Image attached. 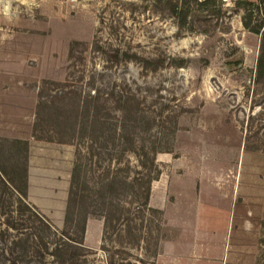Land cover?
<instances>
[{"label": "rangeland", "instance_id": "obj_1", "mask_svg": "<svg viewBox=\"0 0 264 264\" xmlns=\"http://www.w3.org/2000/svg\"><path fill=\"white\" fill-rule=\"evenodd\" d=\"M233 1L192 5L183 27L164 0H0V133L23 137L0 141V170L56 228H67L71 170L91 144L79 143L78 131L82 102L94 92L112 124L117 95L134 97L144 121L156 118L151 133L171 148L157 153L161 174L152 183L150 205L162 210L158 248L104 241L103 220L89 215L86 264L112 256L116 264H257L262 38L243 26ZM127 159L136 164L128 154L121 166ZM26 260L58 264L48 255Z\"/></svg>", "mask_w": 264, "mask_h": 264}, {"label": "trees", "instance_id": "obj_2", "mask_svg": "<svg viewBox=\"0 0 264 264\" xmlns=\"http://www.w3.org/2000/svg\"><path fill=\"white\" fill-rule=\"evenodd\" d=\"M216 1L164 0V3L184 27L192 5L207 8ZM233 2L235 10L242 12L243 26L262 38L257 80H264V0ZM215 11L220 16L225 15L222 5ZM100 99L99 93L94 92L89 100L82 102L78 141L82 143L89 137L91 144L87 155L78 149L71 170L65 210L67 228H56L0 170V264H30V260L24 262L26 258H45V255L58 264H86L87 254L81 249L86 252L84 234L89 215L103 220L104 241L112 240L119 245L144 243L148 249L158 248L162 239V210L150 205L152 183L161 174L157 153L171 152V148L162 147L160 137L151 133V124L156 118L144 121L134 97L118 94L114 99V109L120 113L114 124L109 122L110 115L99 104ZM165 108L159 111V118ZM163 117L165 120L166 116ZM109 124L113 127L107 129ZM115 153H118L114 158L117 166L111 170ZM128 154L135 157L136 164L132 165L127 159L121 166ZM106 157L111 161L108 168L101 166V160ZM260 225L263 230L260 243L264 247V217ZM27 229L32 230L27 233ZM125 261L121 258L117 264H132ZM110 264H116L113 256ZM257 264H264V248Z\"/></svg>", "mask_w": 264, "mask_h": 264}, {"label": "crops", "instance_id": "obj_3", "mask_svg": "<svg viewBox=\"0 0 264 264\" xmlns=\"http://www.w3.org/2000/svg\"><path fill=\"white\" fill-rule=\"evenodd\" d=\"M4 92H6V88L3 89ZM5 125H8L7 124V121L5 120ZM13 139H23V137H16V135H9L8 133H0V141H3L4 142H10V140H13Z\"/></svg>", "mask_w": 264, "mask_h": 264}, {"label": "water", "instance_id": "obj_4", "mask_svg": "<svg viewBox=\"0 0 264 264\" xmlns=\"http://www.w3.org/2000/svg\"><path fill=\"white\" fill-rule=\"evenodd\" d=\"M239 58V55L238 56H235L234 58H232V61H235Z\"/></svg>", "mask_w": 264, "mask_h": 264}]
</instances>
